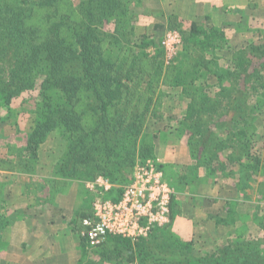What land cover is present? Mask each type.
Wrapping results in <instances>:
<instances>
[{"label": "trees", "instance_id": "trees-1", "mask_svg": "<svg viewBox=\"0 0 264 264\" xmlns=\"http://www.w3.org/2000/svg\"><path fill=\"white\" fill-rule=\"evenodd\" d=\"M77 1L0 0V110L10 111L13 100L26 93L37 94L26 156L38 157L46 136L62 132L67 145L54 168L56 192L69 181L101 176L116 187L105 197L119 199L138 160L155 158L144 134L154 116V99L146 96L162 78L190 99L169 136L186 141L194 164L187 174L174 175L172 186L195 198L222 176L220 180L233 178L245 192L250 177L264 170V138L255 139L257 112L264 107V36L225 53L223 63L224 29L206 18L183 30L178 20L170 27L182 33L190 52L165 68L163 47L157 46L154 54L145 52L155 42L148 36L135 38L140 11L152 0ZM91 212L76 215L74 223ZM239 216L230 206L224 217L211 215L210 220L234 227ZM7 225L0 213V252ZM168 229L154 228L137 243L112 236L95 248L82 237L80 264H264V236L251 230L215 240L213 251L190 261L192 243L173 237ZM172 253L183 254L184 261L169 262Z\"/></svg>", "mask_w": 264, "mask_h": 264}, {"label": "rangeland", "instance_id": "rangeland-1", "mask_svg": "<svg viewBox=\"0 0 264 264\" xmlns=\"http://www.w3.org/2000/svg\"><path fill=\"white\" fill-rule=\"evenodd\" d=\"M74 2L77 4L78 1L74 0ZM158 3V0L150 1V3L146 5V11H140V16L136 23L135 38L139 40L144 36H148L150 40H153L155 42V46L145 50V52L153 54L159 46H162L161 42L167 32L177 31L182 36V33L179 30L170 27V24H173L174 26L180 18L176 15L168 16L164 13L161 14L156 8H154L156 4L158 5ZM253 14V17L242 21L239 27H232L231 24L227 27L220 28L224 29L227 35V44L224 50L221 53L219 52L223 63L226 62L225 53L231 54L232 52H235L250 43H258L263 38L264 0H260V3L255 5ZM170 19L172 20L171 23ZM190 25V23L183 24V30H189ZM182 40L183 43L179 49L178 55L169 64H167L166 53L163 48L165 55L163 57V62L165 64V68L177 61L179 58H182L183 55L190 52H186L183 36ZM139 52H143V49L139 50ZM188 56L190 60L195 58V55L192 54V52ZM163 81L164 78L160 79L159 82H155V90L153 93H148L146 96V98L152 96L154 99L153 106L150 110L154 116H151L147 121L144 134L146 136V140L154 146L155 158L138 160V163L152 161L159 168L161 167L160 169L163 170L165 174V180L174 189V197H176L175 220L172 221L166 228H169L168 230L173 237L192 243L193 255L189 258L190 261L198 259L205 252L213 251L214 246L212 245H214L215 239L226 240L230 237L239 236L248 230H251L254 236H264V231H261L258 225L259 222H262L261 220H264V212L262 210V206H264V170L260 171L258 174H253L250 177V187L246 188L245 192H240L237 189L235 185L236 182L233 178L220 180L221 176L217 179H212V182L214 180V183H212L213 185L210 188L212 190L209 195L214 196V199H219V202L216 203L209 201L206 195V197H203L201 194L202 197H195V199L191 195L178 192L177 188L172 186H176L173 176L178 175L180 177L181 175L187 174L188 171L191 170V166L194 164V161H192L190 156L189 148L185 143L186 141L184 139H179L178 137L176 138V135H173L175 133L170 134L173 136H169V133L173 132L171 129L175 128L181 118L185 116L190 99L182 93L180 88L172 89ZM215 81L216 80L213 79V83ZM36 97V93H26L20 98L13 100L10 111L5 112L0 110V149L7 150L9 159L16 161L20 171L25 170L28 173L36 175L35 177L38 179L33 178V181L34 183L39 184V186H42L41 191L42 194H44L47 190L49 191L50 188L47 185H44L45 182H40L39 180L40 174L42 173L37 170L38 157H31V155L26 156L28 154L26 151L28 136L31 128L33 127L32 121L36 116ZM257 113L258 119L256 126L257 129L255 128V130H257L255 139L264 138V107H260ZM66 145L67 141L66 138L63 137L62 132L53 131L46 136L44 142L40 146L39 151L43 153L40 160L45 165H49V167L53 168V173L55 165L59 162V160H61L65 153ZM173 154H176L177 157H171ZM161 160L165 163L163 164ZM235 171L238 172L236 169ZM237 176L239 177L238 174ZM4 177L5 176L0 175V182L2 180L4 181ZM73 182H76V184L78 183L77 186L80 188L78 190L80 195L79 199L81 196L83 197V201L80 199V203L84 204V202H88V206L85 211L89 214L92 211L93 202L97 194L91 192L87 187V182L90 181L81 182L74 180ZM127 185H125L123 189ZM230 186H233L238 193H235L233 197H231L232 191L230 190ZM68 188H70V185H63L61 191ZM114 188H116L115 185L113 189ZM52 189L55 190L54 186L51 187V190ZM227 198H234L238 202H234L233 205L229 204L228 206L229 200L226 201ZM88 200L91 202L89 203ZM202 204L204 206H208L210 213L212 212L215 214V212H218V214L222 217H224L225 214V211H221L223 206L224 208H230V206L234 207V209L240 214L236 220L239 225L236 226L237 224H235L233 225L234 227H225L224 225H220L218 227L215 223L216 221L210 220L212 222L209 226H205L207 212L201 207ZM5 255L4 250H1L0 264H7ZM169 256H171L168 257L169 262H181L185 259L182 257L184 256L183 254L176 255L172 253ZM82 258L83 256L80 257L77 264L80 263ZM92 258L94 259L96 256H93ZM99 260L102 261V258L99 257ZM105 264L113 263L107 262Z\"/></svg>", "mask_w": 264, "mask_h": 264}, {"label": "crops", "instance_id": "crops-1", "mask_svg": "<svg viewBox=\"0 0 264 264\" xmlns=\"http://www.w3.org/2000/svg\"><path fill=\"white\" fill-rule=\"evenodd\" d=\"M158 1V5L156 4L154 8L161 14L178 16L183 24H201L209 18L218 28L231 24L232 27H239L242 21L254 16L253 9L257 3H260V0ZM39 152L37 170L42 173L39 180L50 188L44 194L41 191L42 186L33 181V178H37L36 175L25 170L20 171L16 161L9 159L7 150L0 149L2 160H0V175L5 176L4 181L0 182V213L8 222L3 232L6 262L7 264H77L83 256L81 246L84 219H80L77 225L74 220L76 215L86 210L88 202L80 203L83 197L79 199L80 188L77 186L78 183L73 181L68 182L70 185L68 189L58 192L51 190L52 182L57 177L52 172L53 168L41 162L43 153ZM171 157L176 158L177 155L173 154ZM161 162L165 163L163 160ZM210 188L211 186L203 190V197L207 196L212 203L219 202V199L209 195L212 190ZM230 190L231 197L235 193L238 194L233 186ZM198 197L202 196L198 194ZM228 200L231 203L238 202L234 198H227L226 201ZM201 207L207 212L205 226H209L212 222L210 216L217 215L218 212L210 213L208 206L203 204ZM226 209L228 208L223 206L221 211Z\"/></svg>", "mask_w": 264, "mask_h": 264}, {"label": "built area", "instance_id": "built-area-1", "mask_svg": "<svg viewBox=\"0 0 264 264\" xmlns=\"http://www.w3.org/2000/svg\"><path fill=\"white\" fill-rule=\"evenodd\" d=\"M183 43L177 31H169L161 45L169 64L179 53ZM96 193L91 216L84 218L82 237L89 247L104 244L109 237H122L133 243L147 239L154 228L171 224L174 189L165 174L154 162L138 163L132 181L123 189L119 199L106 198L114 185L104 177L87 183Z\"/></svg>", "mask_w": 264, "mask_h": 264}]
</instances>
